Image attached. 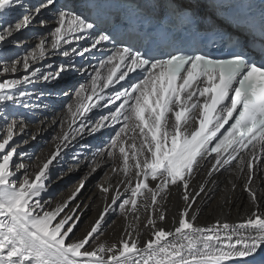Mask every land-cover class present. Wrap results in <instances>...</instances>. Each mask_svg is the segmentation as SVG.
I'll return each instance as SVG.
<instances>
[{"label":"snow or ice","instance_id":"snow-or-ice-1","mask_svg":"<svg viewBox=\"0 0 264 264\" xmlns=\"http://www.w3.org/2000/svg\"><path fill=\"white\" fill-rule=\"evenodd\" d=\"M184 7L180 6V10ZM50 8L58 13L57 26L50 32V45L46 46V38L42 37L27 55L16 59H11L8 51H0L4 72L15 73L19 65L25 72L32 69L22 80L0 82V102L19 103V98L7 94V90L31 82L32 77L39 78L41 70L33 65L44 59L49 48L53 52L60 51L64 45L72 43L69 37L80 40L83 36L77 34H89L94 28L87 18L59 10L57 0H40L31 6L24 0H0V18L4 20L0 24V45L23 44L24 40L15 34L34 21L44 25L46 21L39 17ZM17 9H23V14L14 22L8 20L7 16ZM111 40L110 35L101 33L90 48H83L78 55L83 56ZM62 54L69 57L67 50ZM8 59H11L10 64ZM74 68L69 59L57 72L43 74V79L59 83L63 74ZM137 70L141 75L136 82L127 88L121 85L123 91H115L108 97L107 103L115 110L109 109V114L89 130L107 128L105 121L109 120L121 125L118 130L112 128L114 135L110 136L106 155L120 161L112 169L123 175L124 180L120 182L131 185L135 180V187L125 189L131 196L122 202L118 203L121 201L119 192L111 196V205L104 207L83 238H74V229L81 219L75 211L60 216L67 203L49 211L44 206L48 202L42 203L39 199L46 188L49 167L60 156L61 144L68 141L69 133L63 132L57 137L60 143L37 166L32 178L25 164H15L13 158L17 149L10 144L17 129L24 130V121L13 119L7 123L5 134L0 137V264H262L264 258L258 257L264 250V213L254 211L235 227L223 224L222 235L215 226L204 229L194 224L196 217L189 209L205 188L201 184L199 192L195 193L188 189L205 159L214 161L207 173L211 176L240 157L234 173L237 179L241 173H246L244 190L255 204L257 195L252 184L257 165L253 161L258 159L257 149L264 152V50L259 60H255L238 42L232 49L219 50L215 56L207 52L189 54L179 49L166 52L150 48L141 53L131 47H114L111 55L94 68V74H89L88 82L75 89V102L67 105L69 127L76 123L78 115L87 118L85 114L98 106L88 103L93 97L104 100L100 93L114 88ZM25 95L20 92L21 97ZM116 101L121 102L117 105ZM4 119L7 121L6 116ZM249 148L251 151H246ZM242 152L251 156V160L241 156ZM260 163L264 164V160ZM13 168L24 169L22 179ZM151 182L156 183L150 186ZM229 183L233 189L236 187L232 181ZM84 186L81 182L70 199H75ZM172 186L184 190L182 199L186 207L174 220V231H166L156 225L157 219L165 220L159 205L167 199ZM98 188L104 194L112 190L111 184H100ZM141 196L147 201L143 205L138 204ZM117 204L124 215L136 214L140 207L151 208L158 214L156 219L149 217L147 221L153 231L143 247L138 246L137 240H131V234L128 240L119 241V247L103 243L92 245L97 238L94 234H99L111 206ZM57 217L60 218L57 220Z\"/></svg>","mask_w":264,"mask_h":264},{"label":"bare ground","instance_id":"bare-ground-1","mask_svg":"<svg viewBox=\"0 0 264 264\" xmlns=\"http://www.w3.org/2000/svg\"><path fill=\"white\" fill-rule=\"evenodd\" d=\"M24 3L31 6L39 2L37 0H24ZM23 12V9H17L11 12L7 19L14 22ZM45 14L43 11L39 17V19L46 21L44 25L34 21L27 29L15 34L24 40L23 44L19 46L13 44L0 45V51H8L11 59H16L27 55L42 37L46 38V46L50 45V32L57 26V18H48ZM3 23L4 20L0 18V24ZM34 28H39L41 34L35 35L32 31ZM71 40L73 41V39ZM14 48H19L21 54L16 55ZM64 50L70 53L72 46H63L62 50L55 52L49 48V53L46 54L44 59L33 65V68L39 67L41 70L39 78L32 77L31 82L7 90V94L18 97L20 102H0V137L5 134L4 129L7 123L13 119L24 121V130L21 132L17 129L10 144L17 149V153L13 158L15 164H25L27 173L34 178L37 166L48 158L55 150L57 143H60L57 137L62 135L63 132L69 133L68 141L61 144V147H65V150L49 167L48 178L45 181L46 188L41 192L39 199L42 203L48 202L44 206L49 211L56 209L58 205L67 203V207L60 216L71 215L73 211L80 216V222L74 229V238L79 239L83 238L90 230L104 207L111 205L110 197L119 192L121 201H118V203L129 198L131 192H126L125 189L135 187L136 181L133 180L131 185L120 182L124 180L123 175L112 171L114 167L119 165L120 161L118 159L114 161L106 155L109 143L102 142L104 135L100 131H89L103 116L108 115V111H100L92 117L82 118L67 130V126L71 122L68 117L67 105L75 102V91L71 93L68 84L74 85L77 89L80 84L87 83L88 78L85 75L79 79L76 78L72 69L69 73H64L62 79H59L56 89L59 91L60 96L50 94L47 89L48 86L57 82L53 80L45 81L43 74L54 73L59 70L60 65L56 62L55 57L61 55ZM11 59H8L9 64ZM4 66V62L0 60V82L5 79L22 80L23 76L30 75L32 70L29 69L28 72H25L22 65H19L17 72L6 73L4 72ZM20 92H25L26 95L21 97ZM48 97L56 100L54 106L47 105L45 98ZM5 116L7 121L4 119ZM30 119L32 120L30 121ZM81 125L84 127L81 128ZM119 127H116V129L118 130ZM112 135H114V132ZM33 136L36 138L32 139ZM101 151H104L105 154L101 155ZM212 163L214 161L211 158L202 161L201 167L190 181L188 189L190 193L199 192L201 184L204 185L205 190L195 197L189 212L196 217L194 224L197 227L209 229L215 226L220 229L223 235L224 230L221 227L223 224L227 223L235 227L245 222L254 211L264 213V171L260 170L258 175H254L252 188L257 195L254 204L244 190L246 173H241L238 179L234 173L237 162L208 176L207 173L211 171ZM93 168H95V171L91 170ZM13 171L17 177L23 178L24 169L17 171L13 168ZM75 176L78 177L75 178ZM229 181L235 183L236 187L234 189ZM81 182L84 183V188L75 199H70ZM155 183L151 182L150 186H154ZM100 184H105V186L111 184L112 190L108 194L101 193L98 188ZM183 191V189L177 190L172 186L167 199L159 205L160 210L164 212L165 220L159 221L157 219V228L174 231L176 226L174 220L179 218L180 212L186 207L182 199ZM146 202L144 196L138 197L139 205ZM157 215L153 213L151 208L146 210L144 207H140L136 214L129 212L124 215L121 213L118 204L112 205L99 234H94L97 238L92 241V245L96 246L103 243L106 246L116 244L119 247V241L121 239L128 240L129 234H131V240H137L138 246L143 247L147 240L151 238L153 231L152 227L147 225V221L149 217L156 219ZM59 218L57 217V220ZM169 239L173 238L169 237ZM261 251L264 252V250Z\"/></svg>","mask_w":264,"mask_h":264},{"label":"rangeland","instance_id":"rangeland-1","mask_svg":"<svg viewBox=\"0 0 264 264\" xmlns=\"http://www.w3.org/2000/svg\"><path fill=\"white\" fill-rule=\"evenodd\" d=\"M71 93H72V92H71ZM71 93H70V94H71ZM71 95H73V94H71ZM76 177H78V176H75V178H76Z\"/></svg>","mask_w":264,"mask_h":264}]
</instances>
